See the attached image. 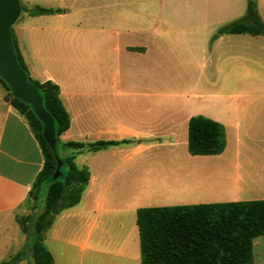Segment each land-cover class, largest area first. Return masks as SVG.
Masks as SVG:
<instances>
[{"label": "crops", "instance_id": "0c3cea01", "mask_svg": "<svg viewBox=\"0 0 264 264\" xmlns=\"http://www.w3.org/2000/svg\"><path fill=\"white\" fill-rule=\"evenodd\" d=\"M247 1L19 0L27 8L62 10L40 16L23 13L13 25L31 78L50 81L60 90L70 116L69 129L59 137L62 147L68 148L67 142L129 141L99 152L73 150L63 156L74 157L90 177L80 201L57 214L45 232L54 264H141L139 209L264 200V35L217 34L211 44L204 41L207 64L236 78L235 96L244 114L210 115L192 102L165 104L162 94L127 90L130 68L150 59L154 25L172 18L192 32L201 21V27L211 25L213 32L243 18ZM256 7L264 23V0H256ZM130 97L148 101L147 110L132 120L125 117L124 108ZM91 99L108 100V105L94 107L92 120L86 110ZM117 108L124 118H119ZM197 115L223 125L226 146L221 154L188 153V122ZM242 127L244 135L253 129V156L241 152ZM150 148L168 149L173 159L221 166L209 179H193L186 190L170 191L150 179L149 157L143 155ZM43 164L27 120L0 87V219L13 216L23 204ZM4 228L0 224V230ZM1 234L0 260L10 259L19 252L20 241ZM252 255L253 264H264V235L253 239Z\"/></svg>", "mask_w": 264, "mask_h": 264}, {"label": "trees", "instance_id": "16d2710c", "mask_svg": "<svg viewBox=\"0 0 264 264\" xmlns=\"http://www.w3.org/2000/svg\"><path fill=\"white\" fill-rule=\"evenodd\" d=\"M21 6V14L29 16L52 15L62 12L35 6ZM16 22V21H15ZM264 35V23L257 14L256 0L247 1L243 18L231 22L217 31L222 34ZM13 49L17 62L27 81L36 86L42 97L43 107L54 120L56 144L70 127V116L60 97L57 85L50 81L38 82L31 78L11 27ZM8 90L5 97L27 120L44 157L42 170L27 197H32L41 212L35 216L16 219L25 233L29 226V252L32 264H54L52 255L44 244V235L57 214L75 206L89 182L87 168H78L74 157L61 159L67 170L53 179L56 169L55 155L46 144L43 124L34 114L31 105L14 98L9 85L0 78ZM122 141L67 142L64 145L77 153L99 152L111 147L128 144ZM226 146L223 125L197 115L188 122L187 151L192 156L221 154ZM141 264H253V239L264 235V200L227 202L207 205L144 208L137 211ZM17 253L11 262L22 259ZM1 264H10L4 262Z\"/></svg>", "mask_w": 264, "mask_h": 264}, {"label": "rangeland", "instance_id": "374dc122", "mask_svg": "<svg viewBox=\"0 0 264 264\" xmlns=\"http://www.w3.org/2000/svg\"><path fill=\"white\" fill-rule=\"evenodd\" d=\"M155 23V21H153ZM201 22V21H200ZM197 22V28L187 31L185 26L178 25L174 19H166L160 24L154 25L156 33L150 37L151 45L154 48L150 50V59L136 63L132 68V77L127 87L132 93L136 94H162V101L165 104L177 102H192L198 107L205 108L210 115L225 114L228 117L237 113L244 114L239 100L235 96L238 93L236 78L227 77L223 74L222 68L211 67L207 64L205 51V38L209 44L216 38L218 29L213 32V26L201 27V23ZM153 26V27H154ZM221 26V25H220ZM154 27V28H155ZM216 28H219L216 26ZM159 29V30H157ZM134 42H141L138 38H133ZM204 46L202 50L201 46ZM156 46L159 47L155 48ZM5 97L8 90L0 84ZM230 95L234 98L230 99ZM120 105V99L114 100ZM148 101L130 97L125 99V116L134 119V116L147 108L144 106ZM98 104L108 105V100H88L86 110H89L92 120L94 107ZM119 118L121 109H118ZM147 110V109H146ZM122 116V117H121ZM240 140L243 142L241 152L244 155L253 156L254 154V134L251 128L248 135H244L243 127L240 130ZM233 145L230 146V151ZM72 149L63 148L58 141L55 149L59 159L63 156H69ZM168 149L150 148L145 151L144 156L149 157L148 172L152 182L156 180L159 184L168 188V190H186L190 187L192 180L198 178L209 179L215 176L216 171L221 166L217 162L194 163L186 160L173 159L170 157ZM61 172L65 173L67 168L65 165L60 167ZM146 171V168H145ZM174 177H178L179 181H172ZM32 197H27L23 204L17 209L13 216L3 217L0 224H5L2 236L15 235L20 241L19 252L22 259L16 264H32L29 252V236L31 226L27 232H23L22 228L16 223L15 219L26 216H35L41 210L36 208ZM48 249V244L44 243ZM11 262V258L0 260V264Z\"/></svg>", "mask_w": 264, "mask_h": 264}, {"label": "water", "instance_id": "95a60500", "mask_svg": "<svg viewBox=\"0 0 264 264\" xmlns=\"http://www.w3.org/2000/svg\"><path fill=\"white\" fill-rule=\"evenodd\" d=\"M21 6L19 0H0V78L10 87L14 98L31 105L34 114L43 124L42 136L55 153V127L53 118L43 107L42 97L36 86L27 81L19 66L13 49L11 27L19 18ZM56 169L53 179L60 176L62 161L55 155Z\"/></svg>", "mask_w": 264, "mask_h": 264}]
</instances>
